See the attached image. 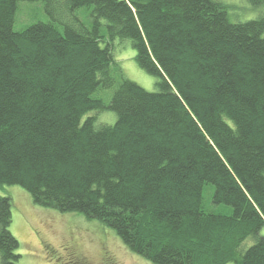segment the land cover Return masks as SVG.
<instances>
[{
  "label": "trees",
  "instance_id": "trees-1",
  "mask_svg": "<svg viewBox=\"0 0 264 264\" xmlns=\"http://www.w3.org/2000/svg\"><path fill=\"white\" fill-rule=\"evenodd\" d=\"M20 1L52 22L14 30ZM123 40L157 89L121 78L106 105L92 94ZM206 184L229 214L206 210ZM3 185L152 264H264V19L231 22L218 0H0ZM11 219L0 195V264H19Z\"/></svg>",
  "mask_w": 264,
  "mask_h": 264
},
{
  "label": "rangeland",
  "instance_id": "rangeland-1",
  "mask_svg": "<svg viewBox=\"0 0 264 264\" xmlns=\"http://www.w3.org/2000/svg\"><path fill=\"white\" fill-rule=\"evenodd\" d=\"M218 1L226 5L231 22L264 19V4L252 5L248 0ZM89 10L81 8L74 13L87 21ZM48 21L52 22V19L44 11L42 1H20L13 28L19 30L36 22ZM53 23L62 28L57 22ZM112 52L114 63L110 70L115 84L109 89H98L92 94L93 98H100L108 105L121 78L131 80L147 91H156L157 77L147 74L137 65L135 52L128 40L112 41ZM95 116L100 123L115 122L112 111L100 112ZM213 191L211 184L204 186L203 204L206 210L229 214V206L212 203ZM0 195L11 198L9 230L19 242L16 252L20 255L19 264H152L132 253L112 230L97 220L90 221L78 213H60L37 206L18 185L1 186Z\"/></svg>",
  "mask_w": 264,
  "mask_h": 264
}]
</instances>
